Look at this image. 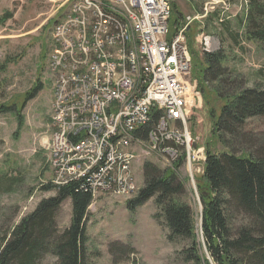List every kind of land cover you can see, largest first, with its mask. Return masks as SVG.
I'll use <instances>...</instances> for the list:
<instances>
[{
  "label": "built area",
  "instance_id": "built-area-1",
  "mask_svg": "<svg viewBox=\"0 0 264 264\" xmlns=\"http://www.w3.org/2000/svg\"><path fill=\"white\" fill-rule=\"evenodd\" d=\"M175 1L75 0L53 26L54 188L78 181L92 199L129 197L138 190L132 166L141 156L158 158L178 175L185 163L202 173L205 147L189 128L202 99L195 87L192 102L188 87L186 32L225 3L208 0L201 15L187 16L171 31ZM196 40L208 49L203 35ZM59 131L66 140H58ZM115 158H123L122 174H115Z\"/></svg>",
  "mask_w": 264,
  "mask_h": 264
},
{
  "label": "rangeland",
  "instance_id": "rangeland-1",
  "mask_svg": "<svg viewBox=\"0 0 264 264\" xmlns=\"http://www.w3.org/2000/svg\"><path fill=\"white\" fill-rule=\"evenodd\" d=\"M74 1L0 0V18L12 16L0 24V242L41 200L56 193L53 187L44 188L51 180L49 143L53 80L48 63L53 26L70 11ZM207 1L176 0L171 20L177 17L181 23L187 16L201 15ZM223 1L225 4H217L214 12L206 15L204 12L203 19L190 23L191 47L198 53L197 57L203 51L219 52L224 57L221 65L232 73L231 77H241L245 88H264V43L245 39L249 0ZM200 35L207 40L208 49L196 40ZM39 84L40 92L25 102L26 94ZM188 87L194 102V90L198 86L192 71ZM194 116L196 121L190 122L189 128L205 147L212 119L208 110H203V103ZM194 116L190 119L194 120ZM242 128L244 133L255 137L256 142L263 143L260 140L264 138V116L246 120ZM214 151L222 152L223 149L216 147ZM146 161L166 168L158 158L141 156L132 166L138 187L133 195L120 199L101 195L92 201L86 220V264H192L181 254L188 247V241L170 243L167 240V231L155 219L159 210L153 198L132 213L127 208L143 185L142 164ZM183 170L179 179L186 183L185 200L193 210L195 232L201 242L197 174L193 173L192 183L186 167ZM70 217L68 199L57 212L56 224L60 231L67 228ZM55 263L52 256L39 262Z\"/></svg>",
  "mask_w": 264,
  "mask_h": 264
},
{
  "label": "trees",
  "instance_id": "trees-1",
  "mask_svg": "<svg viewBox=\"0 0 264 264\" xmlns=\"http://www.w3.org/2000/svg\"><path fill=\"white\" fill-rule=\"evenodd\" d=\"M173 9L171 31L179 24L177 17L171 20ZM11 17L3 15L0 24ZM246 19L245 39L264 43V0H249ZM190 32L189 28L186 37L193 57V77L203 110H208L212 119L204 172L196 179L201 242L196 236L193 210L185 200L186 184L168 168L144 162L143 185L127 208L132 213L153 198L159 210L155 219L167 231V240L188 241L181 254L192 264H264V138L258 143L242 128L246 120L264 116V88H245L241 77H231L221 65L224 57L219 52L203 51L197 57ZM41 89L40 84L32 88L25 102ZM216 147L223 151L215 152ZM44 188L50 190L52 185ZM55 191V196L41 200L2 238L0 264H39L46 256L54 257L55 264H86V220L92 198L78 181ZM68 199L70 222L60 231L56 216Z\"/></svg>",
  "mask_w": 264,
  "mask_h": 264
},
{
  "label": "bare ground",
  "instance_id": "bare-ground-1",
  "mask_svg": "<svg viewBox=\"0 0 264 264\" xmlns=\"http://www.w3.org/2000/svg\"><path fill=\"white\" fill-rule=\"evenodd\" d=\"M49 72L51 73V65H49ZM160 111H167V104H160ZM58 140H66V131L58 132ZM122 167H123V158H115V174H122ZM185 167L186 170H188L189 178L193 183L194 182L193 176L194 174H197V169H192V163H185Z\"/></svg>",
  "mask_w": 264,
  "mask_h": 264
}]
</instances>
